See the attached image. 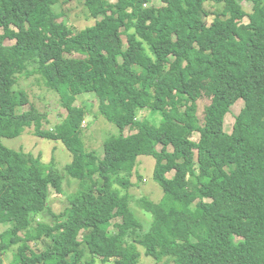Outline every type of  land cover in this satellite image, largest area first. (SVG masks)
<instances>
[{
  "label": "trees",
  "instance_id": "16d2710c",
  "mask_svg": "<svg viewBox=\"0 0 264 264\" xmlns=\"http://www.w3.org/2000/svg\"><path fill=\"white\" fill-rule=\"evenodd\" d=\"M148 1L82 0L95 22L75 33L55 10L59 0H0V122L15 138L42 118L16 90L17 74L38 64L66 111L39 135L73 155L65 172L80 187L49 217L51 193H64L55 160L44 164L0 139V214L12 224L0 235V264L12 250L11 264H83L88 257L86 264H137L141 246L158 262L264 264V0ZM7 39L16 41L12 48ZM88 93L121 131L103 144V158L75 120L78 98ZM204 97L210 101L200 118ZM240 101L245 108L229 135L225 118ZM145 108L162 123L137 121ZM131 125L139 132L123 135ZM143 156L156 158L154 179L165 195L138 201L154 218L146 233L129 191L115 187L132 188L127 178ZM170 158L179 163H160ZM118 219L110 233L107 225Z\"/></svg>",
  "mask_w": 264,
  "mask_h": 264
},
{
  "label": "rangeland",
  "instance_id": "374dc122",
  "mask_svg": "<svg viewBox=\"0 0 264 264\" xmlns=\"http://www.w3.org/2000/svg\"><path fill=\"white\" fill-rule=\"evenodd\" d=\"M60 3L56 6L55 10L59 13H64V23L72 28L75 33L81 31L85 27L92 25L95 21L91 17L88 9L82 2V0H59ZM111 4H117L118 0H107ZM128 2L134 3L135 0H128ZM214 3H207L206 7L209 11L213 10ZM147 7H161L165 4L161 0H149L146 4ZM243 8L247 13H252L253 4L251 2H243ZM248 19L245 23H248ZM91 27V26H90ZM18 31V30H16ZM0 33L3 34L2 30ZM15 40L7 39L5 46L12 48L15 45ZM125 48L128 46L127 39L124 36ZM71 59H84L85 57L79 54L69 55ZM173 58V57H172ZM138 70V68H137ZM17 91H24L26 93L27 104L32 107L37 113L42 115V118L34 124L32 128H20L21 135L13 138L11 136L12 128L8 123L0 122V139L3 144L10 149L23 151L25 153H31L34 156H41L44 164H50L52 160H55V165L59 172L64 176V193H51L49 199V206L51 213L48 215L56 214L59 216L67 205V197L75 194L79 191V183L73 180L65 172L67 165L72 163L73 155L66 150L61 142H56L47 138H43L39 135V132L53 131L55 125L59 123L60 117H62L65 108L62 106V101L60 96L55 89L54 84L49 80L48 76L44 71L38 69V64H30L28 68L21 73L17 74ZM210 99L204 97L198 103L199 110L198 115L203 118L208 107ZM77 111L75 113V120L79 123L83 122L82 137L88 148L95 147L97 149V155L103 158L104 148L103 144L110 138L117 137L121 134L120 129L113 123H110L102 116L98 114L99 102L97 97L88 93L82 95L78 98L76 103ZM245 108L243 101L238 102L235 106L231 108L230 113L225 118L224 128L227 134L233 133L234 124L236 119L241 115V112ZM23 113L21 109H18V114ZM63 114V115H62ZM138 120L140 122H152L156 125L162 123V116L159 113H154L150 109L145 108L142 111L137 112ZM60 116V117H59ZM204 124V121L201 123ZM139 130L137 127L131 125L125 129L123 135L136 134ZM200 136L196 134L194 136V141L198 142ZM263 144H258L259 149H263ZM172 151V148H169ZM195 154L198 151L194 152ZM175 163L179 161L175 158L171 160L162 161L161 164H166L168 162ZM157 164L156 158L152 156L140 157L136 171L134 174L129 176L127 179L132 182V188L124 189L119 184L115 187L121 189L123 194L128 191L132 197L131 206L134 211L135 216L139 221L143 222L145 226L146 233L150 230L153 223V216L150 213H146L139 207L138 201L142 198H148L149 200L159 203L164 198V191L162 187L154 179V170ZM168 165V164H166ZM199 164H197L196 170H199ZM172 174L169 173L168 178H172ZM49 217H44L42 220L50 223L47 219ZM121 223V219L115 220L111 225L108 226V231L112 233L114 231L115 225ZM12 224L8 222V218L4 214H0V235L6 230L11 228ZM106 226V228H107ZM85 232H81L79 235V240L83 239ZM1 242V241H0ZM35 249H38L37 245H34ZM141 256L138 259L137 264H175L171 259H164L158 262L156 259L147 257L145 254V248L141 246L140 248ZM90 256V254H87ZM91 257L85 258L84 263L89 262ZM13 261V250L4 258V264H11ZM94 264H115V261H109L108 263L103 262L101 259H97Z\"/></svg>",
  "mask_w": 264,
  "mask_h": 264
},
{
  "label": "bare ground",
  "instance_id": "6f19581e",
  "mask_svg": "<svg viewBox=\"0 0 264 264\" xmlns=\"http://www.w3.org/2000/svg\"><path fill=\"white\" fill-rule=\"evenodd\" d=\"M137 134V133H136ZM129 135H131V134H129ZM126 136H128V135H126Z\"/></svg>",
  "mask_w": 264,
  "mask_h": 264
},
{
  "label": "clouds",
  "instance_id": "9594fccd",
  "mask_svg": "<svg viewBox=\"0 0 264 264\" xmlns=\"http://www.w3.org/2000/svg\"><path fill=\"white\" fill-rule=\"evenodd\" d=\"M174 175V174H173Z\"/></svg>",
  "mask_w": 264,
  "mask_h": 264
}]
</instances>
